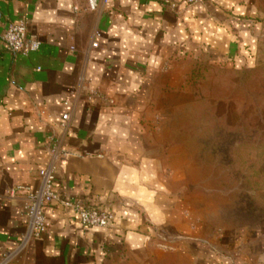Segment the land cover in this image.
<instances>
[{
    "label": "crops",
    "instance_id": "obj_1",
    "mask_svg": "<svg viewBox=\"0 0 264 264\" xmlns=\"http://www.w3.org/2000/svg\"><path fill=\"white\" fill-rule=\"evenodd\" d=\"M195 1L172 9L108 0L89 11L87 0H0V256L27 232L23 203L8 190H36L46 145L59 139L67 157L56 191L115 221L85 229L72 211L47 205L45 234L12 264H157L158 233L185 237L179 254L191 264H264V241L246 230L208 234L188 203L189 161L153 128L158 113L167 117L174 90H188L191 62L240 66L255 51L254 0ZM21 21L42 43L28 57L2 39Z\"/></svg>",
    "mask_w": 264,
    "mask_h": 264
},
{
    "label": "rangeland",
    "instance_id": "obj_2",
    "mask_svg": "<svg viewBox=\"0 0 264 264\" xmlns=\"http://www.w3.org/2000/svg\"><path fill=\"white\" fill-rule=\"evenodd\" d=\"M254 4L257 43L248 61L191 62L188 90H174L167 117L158 113L153 128L189 161L188 203L208 234L246 230L264 241V0ZM185 241L158 233L157 264H191L179 254Z\"/></svg>",
    "mask_w": 264,
    "mask_h": 264
},
{
    "label": "built area",
    "instance_id": "obj_3",
    "mask_svg": "<svg viewBox=\"0 0 264 264\" xmlns=\"http://www.w3.org/2000/svg\"><path fill=\"white\" fill-rule=\"evenodd\" d=\"M165 7L174 9L178 1L194 4L195 0H155ZM108 0H87V9L97 11L100 5L107 4ZM99 37V34H97ZM3 42L6 49L16 55L28 57L40 50L42 43L28 32V26L25 21L10 25L4 36ZM92 48H98V43H92ZM91 96L104 100L103 96L96 90L91 91ZM68 105V102L66 103ZM70 114L63 115L61 126L68 129ZM49 156L48 165L39 171V186L36 190L28 187L17 186L8 190L7 198L11 200L20 199L23 203V214L27 221V232L24 235L21 244L17 249L8 250L0 256V264H12L17 255L32 240L39 239L45 234L47 226L44 215V207L47 205H56L60 209L70 210L74 213V221L85 229L90 228H108L115 221V215L112 212L88 209L83 207L78 200L60 195L55 189L56 174L60 165L67 157V153L62 148V142L54 139L46 145Z\"/></svg>",
    "mask_w": 264,
    "mask_h": 264
}]
</instances>
